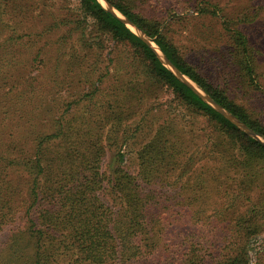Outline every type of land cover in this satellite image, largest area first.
<instances>
[{
  "label": "trees",
  "instance_id": "1",
  "mask_svg": "<svg viewBox=\"0 0 264 264\" xmlns=\"http://www.w3.org/2000/svg\"><path fill=\"white\" fill-rule=\"evenodd\" d=\"M108 1L151 37L184 75L264 136V122L256 112L237 100L228 83L212 78L191 61L181 45L168 36L161 21L136 10L134 0ZM202 2L207 3L199 9L202 16L217 15L212 8L223 10L218 3ZM79 5L100 31L133 50L132 63L136 60L142 65L153 85H165L178 106L212 125L214 169L199 164L187 170L182 157L188 147L184 146L186 141L179 138L180 129L175 124L163 122L138 150V172L126 170L122 166L125 154L119 146L124 141L129 144L131 136L121 133L122 127L118 126L124 118L139 115L134 129L137 132L146 126V117L141 115V104L132 100L131 92L137 90L134 81L117 82L113 88L123 91L124 96L114 103L121 109L105 111L100 114L103 120L96 124L91 111L84 114L80 126L61 123L57 132L46 136L55 138V145L45 147L47 151L42 140L22 164L14 159L7 160L6 166L0 163V231L19 216L22 218V224L0 246V264H249L250 244L254 237L264 234V143L241 130L175 75L142 37L99 0H79ZM222 29L227 31L229 52L237 66L236 78L241 82L238 87H257L256 54L249 37L239 29L231 31L228 24ZM146 89L150 90L151 85ZM112 117L117 124L113 128H118L116 140L110 145L118 150V165L110 175L102 169L106 148L102 122ZM84 126L88 137L82 136ZM70 134H78L75 141ZM10 165L16 171L26 170L23 184L8 178ZM184 174L180 191L176 187L179 200L165 204L160 195L165 179L175 175L174 182L178 183ZM149 184L154 185L153 189L147 190ZM244 186L259 189L257 201L252 202V193L247 191L244 196ZM200 191L208 197L215 193L216 205H198L194 199ZM171 205L178 210L168 213L177 219L187 217L188 228L171 230V243L163 248L162 223ZM258 254L257 264H264V247Z\"/></svg>",
  "mask_w": 264,
  "mask_h": 264
},
{
  "label": "rangeland",
  "instance_id": "2",
  "mask_svg": "<svg viewBox=\"0 0 264 264\" xmlns=\"http://www.w3.org/2000/svg\"><path fill=\"white\" fill-rule=\"evenodd\" d=\"M134 2L137 3L136 10L157 18L163 27L166 26L168 36L181 45L191 61L212 78L228 83L237 100L256 112L264 122V0H209L223 7L222 11L212 8L218 11L214 16L200 15L199 9L207 7L202 0ZM225 24L231 31L239 29L249 37L256 54L257 87L246 84L238 87L241 82L236 78L237 66L229 52L227 31L222 29ZM132 54L133 50L127 44L113 40L98 29L91 17L85 16L79 0H0V163L6 166L7 160L14 159L22 164L42 140L46 142L44 148L55 145V138L47 139L46 136L57 132L61 123L80 126L84 114L89 111L94 114L95 124L102 121L100 114L121 109L115 108L114 100L123 97L124 92L115 91L113 87L117 82L134 81L137 90L131 92L132 100L141 104L140 112L146 117V126L134 132L139 115L124 118L122 126H118L122 127L121 133L128 132L131 136L129 144L124 141L119 146L125 154L122 166L131 173L138 172V150L163 122L175 124L181 130L177 134L186 141L184 146H188L182 155L187 170L199 164L215 165L212 125L198 114L178 106L165 85H153L142 65L136 60L132 63ZM150 85L151 89L147 90ZM115 122L113 117L102 122L106 144L102 169L110 175L118 165V150L110 145L117 137L118 127L113 128L117 125ZM82 130V136L88 137L87 127ZM71 135L74 141L78 137V134ZM14 167L9 166L12 171L8 178L23 184L26 170L16 171ZM185 174L178 183L174 182L175 175L165 179L166 185L160 194L165 204L179 200L177 193L182 188ZM153 187L149 184L147 190ZM243 189L244 196L246 191L252 193V202L258 200V188L245 189L244 186ZM198 194L199 197L194 199L198 205H216L215 193L211 192L210 197L202 191ZM245 200L244 209L247 206ZM168 207L162 223L165 229V237L161 240L163 248L171 243L168 235L171 230L188 228L187 217L171 216L168 211H176L177 207ZM21 219L19 216L0 231V246L8 240L12 230L22 224ZM196 226L194 224L195 229ZM192 227L190 229L197 232ZM250 247L249 264H257L258 252L264 247V234L254 237ZM213 256L211 254V258Z\"/></svg>",
  "mask_w": 264,
  "mask_h": 264
},
{
  "label": "water",
  "instance_id": "3",
  "mask_svg": "<svg viewBox=\"0 0 264 264\" xmlns=\"http://www.w3.org/2000/svg\"><path fill=\"white\" fill-rule=\"evenodd\" d=\"M104 8H106L109 12L114 14L116 17L120 18L124 21L134 32H136L143 40L150 45L154 51L157 53L160 60L169 67L175 75H177L182 81L190 85L204 100H206L209 104H211L216 110L222 113L225 117L234 122L241 130L246 132L248 135L260 140L264 143V136L258 134L255 130L249 127L247 124L239 120L236 116L230 113L227 109H225L221 104L211 98L201 87H199L194 81H192L189 77L184 75L178 68H176L172 62L166 57V55L159 49L154 40L149 37L142 29L137 27L131 20L125 17L117 8H115L111 2L108 0H99Z\"/></svg>",
  "mask_w": 264,
  "mask_h": 264
}]
</instances>
